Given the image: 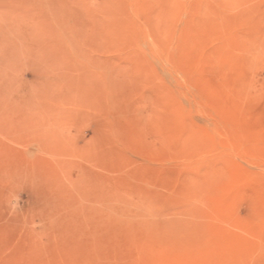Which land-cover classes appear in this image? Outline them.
<instances>
[{
  "label": "rangeland",
  "instance_id": "obj_1",
  "mask_svg": "<svg viewBox=\"0 0 264 264\" xmlns=\"http://www.w3.org/2000/svg\"><path fill=\"white\" fill-rule=\"evenodd\" d=\"M0 264H264V0H0Z\"/></svg>",
  "mask_w": 264,
  "mask_h": 264
}]
</instances>
